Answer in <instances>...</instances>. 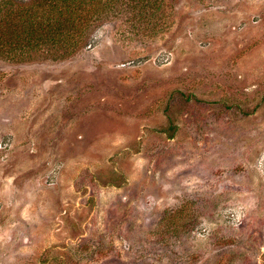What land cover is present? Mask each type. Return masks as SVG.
I'll list each match as a JSON object with an SVG mask.
<instances>
[{"label": "rangeland", "instance_id": "rangeland-1", "mask_svg": "<svg viewBox=\"0 0 264 264\" xmlns=\"http://www.w3.org/2000/svg\"><path fill=\"white\" fill-rule=\"evenodd\" d=\"M8 54L0 264H264V0H110Z\"/></svg>", "mask_w": 264, "mask_h": 264}, {"label": "trees", "instance_id": "trees-1", "mask_svg": "<svg viewBox=\"0 0 264 264\" xmlns=\"http://www.w3.org/2000/svg\"><path fill=\"white\" fill-rule=\"evenodd\" d=\"M109 8L110 0H32L29 6L8 9L10 20L0 29V55L11 57L9 48L17 45L24 49L41 45L63 51L73 48L89 21Z\"/></svg>", "mask_w": 264, "mask_h": 264}]
</instances>
